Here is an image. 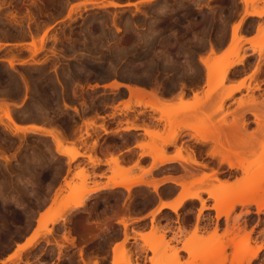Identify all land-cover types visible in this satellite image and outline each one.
Wrapping results in <instances>:
<instances>
[{"label": "rangeland", "instance_id": "rangeland-1", "mask_svg": "<svg viewBox=\"0 0 264 264\" xmlns=\"http://www.w3.org/2000/svg\"><path fill=\"white\" fill-rule=\"evenodd\" d=\"M99 1L97 4H80L69 14V8L82 0H0V57H11L15 61L12 67L0 63V103L4 104H0L3 115L0 149L4 152L0 150V156L6 154L0 157V254L8 252L15 241L29 232L41 235L50 229L24 256L21 253L15 264H245L247 257L243 250L246 247L241 252L229 240L237 243L242 229L249 228L252 233L247 239L248 246L262 245L263 249L264 213L256 214L253 204L237 205L227 215L216 218L212 207L216 195L210 197L204 190L213 183L218 186V174V180L237 179L230 189L232 194L228 193L232 198L244 193L246 199H252L262 189L264 191V93L255 94L260 89V83L255 80L261 70L259 64L240 83L239 89L245 88L246 93H240L238 97L234 92L224 98L232 86L225 84L227 78L213 87L205 84V88L196 90L191 98L185 99V95H181L178 103L167 106L159 104L153 97L131 94L134 98L130 102L136 104L138 98L148 103L155 100L153 103L161 108L152 109L148 103L142 104L152 110L151 118L163 127H147L160 135L156 132L157 137L145 134L138 142L141 154L153 159L162 151L167 154V146L171 143L162 145L161 140L176 135L172 143L175 153L194 164L190 162V154L196 152L197 147L178 140L181 132L187 131L195 140L208 142L207 160L211 158V162L201 164L207 172L183 170L191 178L190 186L193 184V190L199 189L205 200L201 212L198 201H190L174 213L167 211L150 222L143 220L140 216L153 206L154 201L147 191L140 190L130 191L125 197L122 193L100 195L74 210L58 207L54 215H64V220L55 223L47 220L41 226H34L33 209L38 202L46 201L66 164L62 158L54 156L48 139L18 137L8 130L4 109L10 115L13 113L11 116L16 120L51 118L56 124L69 128L76 139L82 141L90 135L95 122L87 119L79 124L78 117L65 109L73 107L77 112V107H90L99 102L107 105L115 101L114 95L104 99V94L90 90L94 84L109 79L144 88L179 83L186 88L200 84L203 71L196 64V58L200 56L201 61V54L208 45L211 54L208 61L214 63L211 73L214 77L220 76L227 72L225 67L246 55L243 42L235 51L229 45L222 53L218 54L216 50L224 46L237 25L240 34L245 22L244 13L239 17L240 4H243L244 12L264 10V0H152L131 8L124 3L133 0H108L123 4L121 7H105L101 2L107 0ZM254 22L248 21L250 25ZM3 41H17L19 47L4 54L2 47L7 44ZM23 41H29L26 47L20 46ZM32 42L35 46L41 45L36 53H31ZM252 46L261 58L264 57V23L258 25ZM225 136L231 138V143L228 142L230 139H224ZM72 145L78 155L76 143ZM190 150H194L193 153ZM213 150L231 160L233 170H224L221 164L230 165L218 154H209ZM216 159L220 164H216ZM196 163L200 164L195 159ZM71 165V162L67 163L68 171ZM179 170L172 167L167 172ZM214 170L219 173L213 174ZM74 171L68 179L69 186L65 183L57 190L56 199L46 212L59 201L84 198L86 189L90 188L89 175L82 167ZM203 174H209V177L200 184L197 181ZM112 176L146 181L148 171L141 168V173L135 174L114 164ZM215 188L222 192L220 197L229 191ZM260 199L264 201V194ZM119 219L127 222V229L117 223ZM94 221H98L97 225ZM103 224L107 226L103 228ZM95 225L101 226L103 231ZM132 230L154 233L140 238L141 242L135 239L131 243L135 234ZM125 231L130 236L122 239ZM70 237L73 242L69 241ZM256 258L250 264H264V261L258 263Z\"/></svg>", "mask_w": 264, "mask_h": 264}, {"label": "crops", "instance_id": "crops-1", "mask_svg": "<svg viewBox=\"0 0 264 264\" xmlns=\"http://www.w3.org/2000/svg\"><path fill=\"white\" fill-rule=\"evenodd\" d=\"M131 2L134 3L136 2L137 5L143 4L141 0H133ZM128 7L131 8L134 7V5H130ZM243 13H244V6L243 4H240L239 17L242 16ZM244 17H245V22L241 26L240 34L244 39L243 47L246 51L245 59L241 64L235 65L229 69L225 84L228 86L230 85L233 86L242 83L244 78L247 75L252 74L256 66L259 64L261 70L255 75V80H257L260 83V89L255 91V94L258 95L264 93V57L262 58L260 57L259 53L253 48L252 42L257 36L258 25L260 23H264V14L259 16L247 15ZM250 20H254L255 21L254 24L250 25L248 23V21ZM28 42L29 41H23L21 42L20 46L26 47ZM229 42H230V37L227 40V42L224 44V46L220 48L217 47L216 50L218 54L222 53L227 48ZM3 43L7 44L4 47H2V51L4 54L13 48L19 47L18 45L19 42L17 41H11V42L3 41ZM201 56L204 57V59L211 58L209 45L207 46L206 50L202 52ZM199 57L200 56H197L196 58V64L200 68H202L203 71V77L200 84L189 85L186 88H183L180 83L176 85H166L165 87L162 88H157V87L142 88V86L134 85V87L135 86L139 87V90L140 89H145V90L144 92L140 90L141 93L139 91H134L133 93L138 92V95L137 93L133 95L150 98L152 94H155L156 97L158 96L160 98V100H158L157 98L158 102L161 105H166V106L178 103V100L181 96V92H183L182 95H185L184 96L185 99L191 98L194 91L205 88V80H206L205 69L203 68V65ZM0 59H1L0 63L3 62L8 64V62L6 61V57H0ZM123 84L125 85L127 83H123ZM90 90L98 92L100 94H104L105 95L104 99L113 98L114 95L115 101L113 103H108L107 105L102 104V106H98V107H94V105L90 107L89 106L80 107V108L77 107V112L74 111L73 107H68L65 109L71 115L78 117L79 124H82L87 119H93V121L95 122L94 123L95 125L90 129V135L84 137L82 141L77 140L76 136H74V134L70 132L69 128L64 127L60 124H56L51 118H44V119L22 118L16 120L18 125L20 127L23 126V128H25L26 126L29 128L30 126L32 127L37 126L39 128L52 132L54 130L55 132L54 135L56 134L57 136L59 135L61 140H63V145L71 146V144L75 142L79 153L72 161H68L67 156L58 155L55 151L56 146H55L54 136L53 139L50 134L43 132L42 130H35L34 132V130L32 131L31 129H28L26 127L27 130H31V131H27L25 134L21 132H16V134H14L18 137L34 136V137H41L44 139H48L52 144V150L54 152V156L57 158H62L64 160V163L66 164L61 178H59L58 182L55 185H53V187L49 191V195L46 201L38 202L36 204V207L33 209L32 217L34 220V226H36L37 224L38 217L41 214L45 213L49 208L50 204L52 203V198L54 194L57 192V190H59L60 187L64 186L65 179L68 180L72 176V174H74L75 172L74 170L78 167L84 168L85 172L89 175L87 182L88 187L96 188L98 186H101V188L86 194L83 198L84 203L86 201L97 198L100 195H107L110 193H122L125 197L130 191L134 192V191L145 190L151 196L152 198L151 201H154V204L147 212L142 214L140 217L143 218V220H148L150 222L151 220L150 213L160 204V202L166 204L167 203L173 204L179 198L182 192H184L185 190V189L183 190L184 187L183 186L181 187L180 184H176L174 182H171L170 180L166 181L164 178L173 177L175 178L174 180H176L177 182L180 183L184 182L183 184L185 185V187H188V189L190 188L189 190H193L192 187L190 186L191 178L184 173L183 168L184 169L189 168L192 169L193 172L202 173L205 172L206 169L201 164H205L206 162H211L210 160L211 158L207 160V151L209 147L208 142L197 141L193 137H191V134L189 132L182 131L180 136L178 137V140L182 139L187 142V145L189 146L192 145L197 147L196 152L193 153L194 155L190 154V158L191 159L195 158L196 161H198V163L201 164L196 165L185 162L183 160H174L162 165H157L155 167H152L155 158L153 159L152 156L147 154H141V149L138 146V142L142 141L145 138V134H146L145 129L148 126L159 129H162L163 127L161 123H158L156 120L151 118V116L153 115L152 110L148 106H144L142 104H135L132 101L130 102L129 100L134 97H131V93H129V90L125 86H121V85L115 87L113 79L100 82L97 86L95 87L92 86ZM240 93L243 94L246 93V89L241 88L235 91L236 97H238ZM128 102H130L131 106L129 109L126 110L125 104L130 105ZM250 118L251 121L253 122L251 115ZM131 124L136 125V127L129 128L128 126H130ZM125 127H128V129H124ZM61 136H63L64 139ZM167 148H168L167 154L169 156H174L176 154L173 144L168 145ZM116 158L119 167L124 170L130 169L135 174H140L141 168L147 170L148 176L146 182H150L148 183L149 185L146 184V185L133 186L130 188L129 191L122 186L112 187L110 178L113 177L112 168L115 164V163L113 164V160L114 159L116 160ZM68 162H71L72 164L70 171L67 170ZM216 162L217 165L220 164L218 159H216ZM221 166L226 171L233 170V168L228 166L226 163L221 164ZM172 167H178L181 170L175 173L167 172ZM163 179L165 180L164 182ZM154 180L155 183L157 182V184H159V182L161 181L163 182V183L161 182L158 185L157 192H154L153 190ZM76 181H78V179ZM169 189H171V192L168 191ZM203 195L205 196L206 194ZM123 200H125V198H123ZM190 201H198V200L190 199L187 202ZM208 201L212 202L211 199H208ZM197 204L199 205V202H197ZM167 211L174 213V211H172L168 207L164 208L161 213ZM139 232H143V231H139ZM31 235L32 233L29 232L24 237L15 241L12 245V248L8 252H5L4 254H0V264L3 263L15 264L17 260H14V258L11 261L8 260L10 258V255H13L14 254L13 252H16V247L18 244L20 245L24 244L27 241V239L30 238ZM254 237H256V234ZM131 238H132V241H130L131 243L134 242L135 239L141 242L139 234H134L132 235ZM27 251L28 250L23 251L22 255L24 256ZM110 255L112 256V250L110 251ZM256 261L258 263L264 261V248L259 251Z\"/></svg>", "mask_w": 264, "mask_h": 264}, {"label": "bare ground", "instance_id": "bare-ground-1", "mask_svg": "<svg viewBox=\"0 0 264 264\" xmlns=\"http://www.w3.org/2000/svg\"><path fill=\"white\" fill-rule=\"evenodd\" d=\"M33 1V0H32ZM98 1L99 0H82V2L81 3H77V4H74V5H72L70 8H69V14L72 12V11H74V10H76L78 7H79V5L81 4V5H85L86 3H91V4H97L98 3ZM151 2L152 0H141V2L142 3H145V2ZM100 2V1H99ZM126 3V4H125ZM124 3V5L125 6H129V5H134V6H136V2L134 3V2H125ZM101 4H103L102 6H105V7H107V6H111V7H121V6H124L123 4H120V3H118V2H115V1H108L107 0V2H101ZM33 5V4H32ZM262 14H264V11H257V10H250V11H248V10H245V12H244V16H247V15H257V16H259V15H262ZM68 15V14H67ZM69 16V15H68ZM238 25L237 26H235L233 29H232V31H231V36H230V42H229V47H232V51H235V49L236 50H238L239 48H241V44H242V42H243V37H242V35H240L239 34V30H238ZM29 36V35H28ZM32 41V40H31ZM30 44V43H29ZM36 45V43L34 44V42H32L31 43V46H33L32 48V51H31V53L32 52H37L39 49H41V45H40V47H38V46H35ZM143 56H144V54H143ZM7 59V58H6ZM245 59V55L244 56H242L241 58H239L237 61H235V62H232V63H230L227 67H225V69L227 70V72H228V70L231 68V67H233V66H235V65H238V64H241L242 62H243V60ZM1 60V59H0ZM7 62H8V64H9V66L10 67H12L13 65H14V62L15 61H13V58L11 59V57H10V59L8 58L7 60H6ZM36 63H37V61H36ZM201 63L204 65V67H205V69H206V80H205V84L206 85H211V87H213V85H215V83L217 84V83H219V82H221L222 83V81L224 80V79H226L227 78V76H226V73H223V74H221L220 76H213L212 75V68H213V66H214V63L213 62H210V61H208V59L206 58V59H204V57H202V59H201ZM7 64V63H6ZM38 64H39V62H38ZM200 64V63H199ZM8 66V67H9ZM109 71V70H108ZM26 78V77H25ZM30 78V77H29ZM132 79V78H131ZM32 81V80H31ZM60 82V81H59ZM64 84V83H63ZM172 84V83H171ZM67 85V84H66ZM80 85V84H79ZM95 86H97V84H94ZM125 86L128 90H129V93H131L132 95L133 94H136L137 93V95H138V92H136V93H133L134 91H139L140 92V90H142V92H144V90L145 89H140L139 90V87H132V85L130 86V85H127V84H123V83H119V82H117V81H115V79H114V86L115 87H118V86ZM135 85V84H134ZM241 85L242 84H239V85H234V86H236V87H231L230 88V90H228L225 94H224V98L226 99V98H229L235 91H237V90H239V88L241 87ZM92 86V85H91ZM94 86V87H95ZM113 86V85H112ZM182 86V85H181ZM33 87H35V86H33ZM80 87V86H79ZM64 88V87H63ZM143 88V87H142ZM152 88V87H151ZM171 89V88H170ZM155 90V89H154ZM183 91V90H182ZM68 92V91H67ZM195 92V91H194ZM141 93V92H140ZM182 93L183 92H181V95H182ZM145 95V94H144ZM193 95H194V93H193ZM197 95V94H196ZM195 95V96H196ZM152 96L154 97V99L156 100V101H158V100H160V98L157 96H155V94H152ZM151 96V97H152ZM179 96H180V94H179ZM157 98H158V100H157ZM48 100V99H47ZM154 100V101H155ZM42 101V100H41ZM153 101V102H154ZM6 102V101H5ZM146 101H143L142 99H136V104L138 103V104H143V103H145ZM150 102H152V101H150ZM152 102V103H153ZM2 104H3V102H1ZM0 103V104H1ZM148 102H146L145 103V105L147 104ZM152 103H148V105L149 106H151L152 107V109L154 108V109H157L158 108V106H156V104H152ZM13 105H14V103H12ZM95 104V103H94ZM160 104V103H159ZM4 105V104H3ZM6 105H7V103H6ZM18 105V104H17ZM38 106V105H37ZM95 106V105H94ZM160 106V105H159ZM1 107H2V105H1ZM14 108V107H13ZM62 108V107H61ZM65 108V107H64ZM80 108V107H79ZM125 108L126 109H129L130 108V106L128 105V104H125ZM1 109V108H0ZM6 109H8L7 107H6ZM37 109V108H36ZM158 109H161L160 107L158 108ZM38 111V110H37ZM88 111V110H87ZM250 111V110H249ZM253 111V110H252ZM3 112V111H2ZM4 117H5V119H6V122H8L7 124H5V127L8 129V130H10L12 133H14L15 132V134H16V132H21V133H26L27 131H33L34 130V132H35V130H42L43 132H46V133H48V134H50L51 136H52V138H53V136H54V138H55V146H56V148H57V153H58V155H62V156H67L68 157V161H72V160H74L75 159V157L77 156V152H76V149H75V147L72 145V146H65V145H63V140H60L59 138V135L57 136V134L56 135H54L55 134V132H54V130H53V132L52 131H48V130H45V129H42V128H39V127H35V126H30V128L29 127H27L28 129H31V130H27V128L25 127V128H23V126H19L18 125V123L16 122V119H14L11 115L13 114H11L10 115V113L8 112V110H6L5 111V109H4ZM31 113V112H30ZM33 113V112H32ZM253 113V115H254V111L252 112ZM1 115V118H0V120L1 119H3V115L2 114H0ZM255 115H257V114H255ZM14 116V115H13ZM16 116V115H15ZM23 116V115H22ZM33 117V116H32ZM2 121V120H1ZM92 121V120H91ZM88 122H89V120H88ZM90 123V122H89ZM90 124H92V122L90 123ZM225 124V123H224ZM232 124V123H231ZM3 125H4V121H3ZM70 126V125H69ZM32 127V128H31ZM129 128H135L136 127V125H130V126H128ZM128 127H125L124 129H128ZM50 130V129H49ZM145 131H146V134H148V136L149 135H152V137L153 136H155V132H156V130H151V129H148V128H146L145 129ZM57 133V132H56ZM58 134H60V133H58ZM73 134V133H72ZM156 135L157 136H159L158 135V132H156ZM157 136H155V137H157ZM59 137V138H58ZM62 138H63V136H61ZM53 138V139H54ZM175 138H176V135H174L173 137H170V138H166L165 137V139H163L162 138V145H166V144H169V143H173V141H175ZM227 137L225 136V138L224 139H226ZM64 139V138H63ZM200 139H202L201 137H200ZM230 139V140H229ZM227 140H229L228 142H230V141H232L231 140V138L230 137H228V139H226V141ZM218 143L217 144H219V141H217ZM231 143V142H230ZM221 144V143H220ZM220 146V145H219ZM221 146H222V144H221ZM1 150V149H0ZM55 151H56V149H55ZM194 151V150H193ZM193 151L191 152V150H190V152L191 153H193ZM217 152V151H216ZM219 152V151H218ZM215 153L214 152V150L211 152L210 151V153L209 154H212V155H216V154H218L219 155V153ZM1 153H4L2 150H1ZM0 153V154H1ZM194 155V154H193ZM221 155V154H220ZM219 155V156H220ZM3 157H5L6 156V154H5V156L4 155H2ZM2 156H0V157H2ZM191 157H192V155H191ZM221 157V160H224L225 159V162L227 161V163L230 165V167L231 166H234V163L233 162H231V160H229L228 158H225L223 155L222 156H220ZM223 157V158H222ZM10 158V157H9ZM9 158H7L6 157V159H9ZM5 159V158H4ZM174 160H183V161H185V158H183L179 153L178 154H176V155H174V156H169V155H167L164 151H162L160 154H158V156L157 157H155V160H154V162H153V165H152V167H155V166H157V165H162V164H165V163H168V162H170V161H174ZM6 161V160H5ZM186 162V161H185ZM188 162V161H187ZM190 162H193L194 164H195V160L194 159H191L190 160ZM113 163H115V165L116 164H118L117 163V158H116V160L114 159L113 160ZM201 164V163H200ZM196 165H197V163H196ZM237 167H239V165L238 164H235ZM241 166V165H240ZM242 169V168H241ZM183 170H184V168H183ZM190 170V169H189ZM243 170V169H242ZM218 171V170H217ZM217 171H215L214 170V172L215 173H213V174H215L216 175V173H217ZM213 172V171H212ZM211 172V173H212ZM81 172H78V174H80ZM210 173V174H211ZM218 173H219V171H218ZM212 175V174H211ZM217 176H218V174H217ZM216 176V180H217V182H218V186H215L214 185V183H213V185L211 184V185H209L208 187H206V189L204 190L205 192H207V194L211 197H215V195H216V200H215V204L213 203V205H212V207L214 208V210H215V212H216V214H215V217L216 218H218L221 214H223V215H227L230 211H232L237 205H248V204H253L254 206H255V213L256 214H259V213H264V201H262L261 199H260V197L264 194V191H263V189L261 190V193L259 192L258 194H257V197L256 198H252V199H246L245 197H244V193H242V195H240V196H235V197H230L231 195L230 194H232V191H230V189L232 190V188L231 187H234V184H235V182H237L236 180L237 179H235V181L233 182L232 180H228L227 178V180L229 181H227L226 179L225 180H218V177ZM209 177V174H203V176L201 177V179L200 180H198L197 182L198 183H200V184H202V182H203V180H204V178H208ZM166 181H168V180H170L171 182H174V183H176V184H180L181 185V187L183 186L184 188H183V190H184V192H182V194L179 196V198L173 203V204H166V203H163V202H160V204L155 208V209H153L152 211H151V213H150V215H151V219L153 218V217H155V216H157V215H159L161 212H162V210L164 209V208H166V207H168V208H170L172 211H174V212H176L177 211V209L179 208V207H181L183 204H185L188 200H190V199H196V200H198V202H199V205H200V208L198 209V211L199 212H201V210L203 209V207H204V203H205V200H204V198H202L201 197V191L199 190V189H195V190H189L188 189V187H185V185L183 184V183H180V182H177L176 180H174L175 178H173V177H166V178H164ZM163 179V182L165 181ZM224 179V178H223ZM110 180H111V184H112V187L114 186H122V187H125L128 191L130 190V188L131 187H133V186H139V185H146V184H148V183H150V182H146L144 179H132V178H119V179H117V177L115 178V176H113L112 178H110ZM162 182V181H161ZM161 182H159V184L161 183ZM162 182V183H163ZM196 182V183H197ZM65 183H66V185L65 186H69V181L68 180H66L65 179ZM159 184H157V182L155 183V180H154V183H153V190H154V192H157L158 191V185ZM165 184V183H164ZM199 184V185H200ZM149 185V184H148ZM193 185V184H192ZM191 185V186H192ZM194 185H197V184H195L194 183ZM189 186V185H188ZM105 187V186H104ZM215 187H217V188H222V189H226V190H229L228 192H227V194H224V196H221L220 197V194L221 195H223L222 194V192L221 191H216V188ZM99 188H101V186H98V187H94V188H89V189H86V191H85V195L86 194H88V193H90V192H93L94 190H97V189H99ZM102 188H103V186H102ZM60 189V188H59ZM192 189H194V188H192ZM230 192V194H228ZM55 195L56 194H54V197L52 198L53 200L52 201H55V199H56V197H55ZM215 199V198H214ZM46 204V203H45ZM84 205V201H83V199H81V198H77L76 200H74V201H70V202H68V201H59L58 203H56L55 204V206H53V207H51V209H49V211L48 212H46V213H43V214H41L39 217H38V220H37V226H41L44 222H46L47 220H51V222L52 223H55V222H57L59 219H63L64 220V215H61V216H59V217H55V215H54V211L58 208V207H61V206H67L68 208V210H70V209H77V208H80V207H82ZM37 209V208H36ZM198 212V213H199ZM66 215V214H65ZM92 221V220H91ZM91 221H90V223H91ZM102 221H104V220H102ZM107 221H108V218H107ZM106 221V222H107ZM151 221V220H150ZM98 222V221H97ZM97 222H93L94 224L96 223V225H97ZM117 223H119V224H121L124 228H126L127 227V222L123 219V220H118L117 221ZM95 225V226H96ZM100 225V223L98 224V226ZM88 226V225H87ZM98 226H96V228H99L100 229V231L102 232L103 231V228L105 227V226H107L106 224L104 225L103 224V228L101 229V226L100 227H98ZM232 228H233V226H232ZM106 229V228H105ZM104 229V230H105ZM108 229V228H107ZM127 229V228H126ZM133 229V228H132ZM135 230V229H134ZM134 230H132L135 234L137 233V234H139V237L140 238H142V239H145V237H150V236H152L153 235V233L154 232H147V233H143V232H137V231H134ZM127 231V230H126ZM126 231H125V234L123 235V238L122 239H127V237L128 236H130L129 234L127 235L126 234ZM50 232V229L49 230H47L45 233H43V234H41V235H38V234H33L30 238H28L27 239V241L24 243V244H22V245H20V244H18L17 245V247H16V252H13L12 254L13 255H10V258L8 259V260H12L13 258H14V260H17V259H19L20 258V254L23 252V251H25V250H29V249H31L32 247H34L35 245H37V243L42 239V237H44L45 235H47L48 233ZM124 232V231H123ZM252 233V230L251 229H249V228H245V229H242V235H240V237L241 238H239L238 239V242L236 243V242H234L233 243V239L230 241L229 240V242H231V244H233V245H235V247H238V250H239V248H240V250H241V252H245L246 253V259H245V264H250L252 261H253V259L254 258H256L257 257V255L259 254V251L261 250V248L263 247L262 245H255V246H253V247H249L248 246V242H247V239H249L248 237L250 236V234ZM71 238V237H70ZM129 238V237H128ZM234 238V237H233ZM67 239V238H66ZM84 239V238H83ZM73 240L74 239H69V241H72L73 242ZM245 241H246V243H245ZM122 242L124 243L125 241H123L122 240ZM117 245H115V247H116ZM246 247V248H245ZM246 249V250H243V249ZM113 249H115L114 247H113ZM243 250V251H242ZM15 258H17V259H15ZM82 260V262L84 263V258L83 259H81ZM9 261V262H10ZM4 262V261H3ZM2 262V263H3ZM95 262V261H94ZM4 264V263H3ZM94 264V263H93ZM97 264V263H96ZM235 264H239V262H237V263H235Z\"/></svg>", "mask_w": 264, "mask_h": 264}, {"label": "flooded vegetation", "instance_id": "flooded-vegetation-1", "mask_svg": "<svg viewBox=\"0 0 264 264\" xmlns=\"http://www.w3.org/2000/svg\"><path fill=\"white\" fill-rule=\"evenodd\" d=\"M93 105H95L94 107L102 106L101 103H97V104H93Z\"/></svg>", "mask_w": 264, "mask_h": 264}]
</instances>
